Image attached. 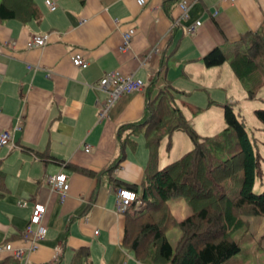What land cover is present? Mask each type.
Returning <instances> with one entry per match:
<instances>
[{"label": "crops", "instance_id": "obj_1", "mask_svg": "<svg viewBox=\"0 0 264 264\" xmlns=\"http://www.w3.org/2000/svg\"><path fill=\"white\" fill-rule=\"evenodd\" d=\"M33 1L41 14L38 22L0 23V132L13 131L16 146L0 147L5 187L0 197V248L4 243L26 246L23 230L32 205L39 203L44 206L41 223L46 233L28 256L29 264H70L80 249H85L88 264H150L135 259L121 243L125 219L115 212L118 187L106 177L84 176L64 165L94 172L106 167L117 152L116 127L140 117L144 91L161 72L163 60L172 86L175 78H195L201 91L222 90L219 75L213 81L201 79V72L209 69L201 59L215 47L231 53L242 35L264 25V0H178L167 11L163 0H144L142 7L134 0H51L55 11L44 6L45 0ZM180 1L187 6L185 20H180ZM172 21L177 22L174 28ZM194 22L199 27L187 34ZM128 28L134 29L129 48L119 52ZM32 35H47L46 45L27 49ZM74 53L86 62L85 69L71 65ZM111 72L132 75L144 87L119 96L99 119L97 104L104 94L94 86ZM131 139L135 150L126 151L110 178L139 185L147 151L142 138ZM84 146L90 152L85 153ZM34 152L52 159L41 162ZM57 173L66 177L62 202L45 181ZM168 206L176 221L184 216L179 200H170ZM7 256L0 250V260Z\"/></svg>", "mask_w": 264, "mask_h": 264}, {"label": "trees", "instance_id": "obj_2", "mask_svg": "<svg viewBox=\"0 0 264 264\" xmlns=\"http://www.w3.org/2000/svg\"><path fill=\"white\" fill-rule=\"evenodd\" d=\"M82 2V0H80ZM178 0H163L165 10ZM40 11L33 0H0V23L16 21L21 25L40 20ZM174 22V21H172ZM173 28L176 25L172 26ZM231 53L215 47L205 54V68L227 63L234 79L244 90L246 98L254 99L264 87V25L254 32L242 35L232 44ZM163 60L161 72L153 75L144 91V108L140 117L116 127L117 152L98 172L65 164V168L89 176H101L136 195V199L123 212L124 231L122 245L138 261L150 264H242L237 256L242 242L252 239L248 233V220L244 217L264 218V189L254 194L252 185L260 173V158L252 150V143L243 123L233 112L231 104L221 107L224 129L214 137L198 135L176 105V94L166 79ZM182 95V94H181ZM192 116L201 109L181 99ZM264 125V110L253 111ZM184 133L191 149L178 159L158 168L157 149L163 137ZM142 134L147 160L139 185L112 180L110 175L125 159L127 150L133 152L136 143L131 138ZM44 162L52 159L46 153L34 152ZM4 175L0 170V197L5 191ZM171 198L185 201L190 214L176 221L167 202ZM141 208L137 209L136 204ZM177 227L180 236L172 248L165 233ZM242 249V250H241ZM0 264H19L12 256ZM70 264H88L85 249L74 254Z\"/></svg>", "mask_w": 264, "mask_h": 264}, {"label": "rangeland", "instance_id": "obj_3", "mask_svg": "<svg viewBox=\"0 0 264 264\" xmlns=\"http://www.w3.org/2000/svg\"><path fill=\"white\" fill-rule=\"evenodd\" d=\"M225 64L224 67H219V69L212 67L214 69L209 68L201 72V79L205 81H213V77L216 80V75H219L218 79L220 82H224L222 90L209 88L201 91L195 85L197 83V79L195 78H175L172 80L174 84L171 86L180 92V94L175 95L177 107L190 122L194 131L200 136L214 137L224 129L225 125L222 119L221 107L218 104H231L233 112L243 123L247 136L252 143L253 152L260 158V173L255 176L252 185V192L258 194L264 189V125L255 118L253 111L257 109L264 110V87L257 90L254 99H247L243 88L232 76L227 63ZM214 71L217 72L215 73ZM183 80L189 84H185ZM181 99H185L188 103L201 109L199 114L192 116L189 107L182 105ZM139 137L143 139L142 134ZM190 149L191 143L184 133L176 132L169 138L163 137L157 149L158 168H162L166 164L178 159ZM174 199L179 200L185 210L184 216L178 220L181 221L190 214V210L181 198H171L169 201ZM168 202L167 207L170 212ZM170 203H172L173 207L174 202ZM244 218L248 220L247 229L248 233L252 235V239L249 238V240L242 242L241 248L243 250L241 249L242 252L237 257L241 258L242 264H264V218ZM179 236L180 231L177 227L170 228L165 233V237L172 248L175 246Z\"/></svg>", "mask_w": 264, "mask_h": 264}, {"label": "built area", "instance_id": "obj_4", "mask_svg": "<svg viewBox=\"0 0 264 264\" xmlns=\"http://www.w3.org/2000/svg\"><path fill=\"white\" fill-rule=\"evenodd\" d=\"M138 7L144 5V0H134ZM44 6L49 11H55V3L51 0H45ZM178 8L181 11L180 20L187 18V6L183 1L178 3ZM177 25V22H174ZM199 22H194L186 29L187 34H193ZM134 34L133 28H128L121 35V43L118 47L119 52H124L129 48L132 36ZM47 35H32L27 41V49L42 48L47 43ZM71 65L76 69H85L87 64L83 58L74 53L69 58ZM97 91H101L104 94V99L97 104L99 119L106 116L108 110L112 104L122 94H131L140 92L144 85L139 79L133 78L132 75L122 76L118 72H111L102 76L96 85L94 86ZM20 122V121H19ZM18 122V123H19ZM13 131L4 130L0 132V147H5L8 150L16 148L13 141ZM85 153L90 152L87 146L83 147ZM46 185L50 191L58 194L59 201L62 202L65 198L67 191L66 177L62 173H57L52 176H48L45 179ZM115 212L122 214L129 205L136 199L135 194L125 188H118L115 192ZM44 214V206L39 203H35L31 207V213L29 220L23 230L22 241L26 244L25 247H12L10 243H4L0 250L8 255L12 256L15 260L19 261V264H29L28 256L35 252L39 246L41 240H43L46 229L41 223L42 216ZM96 234V232H95Z\"/></svg>", "mask_w": 264, "mask_h": 264}]
</instances>
